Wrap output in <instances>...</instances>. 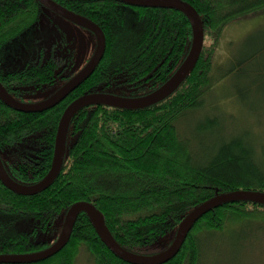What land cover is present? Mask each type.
<instances>
[{
	"label": "trees",
	"instance_id": "16d2710c",
	"mask_svg": "<svg viewBox=\"0 0 264 264\" xmlns=\"http://www.w3.org/2000/svg\"><path fill=\"white\" fill-rule=\"evenodd\" d=\"M56 1L96 21L107 47L95 71L49 109L20 111L0 97V154L9 174L22 183L38 182L49 172L61 116L75 98L94 91L146 94L169 78L192 42L191 21L176 8L121 0ZM187 1L204 27L203 48L190 74L149 106L92 104L80 109L69 126L63 167L48 188L19 194L0 178V253L51 245L63 229L67 210L80 200L104 213L122 246L150 253L149 245L170 232L175 235L182 219L203 201L236 189L264 191V152H257L247 127L208 112L191 130L182 128L214 91L215 58L225 27L264 14V0ZM45 8L39 0H0V81L25 101L44 98L78 71L64 57L45 58L42 52L21 66L9 62L14 45L25 43ZM249 56L236 62L239 72L247 71ZM258 221H264L263 203L226 202L201 216L180 251L163 264H198L200 233ZM83 247L95 264H134L107 246L86 211L79 214L61 250L20 264H77Z\"/></svg>",
	"mask_w": 264,
	"mask_h": 264
},
{
	"label": "rangeland",
	"instance_id": "374dc122",
	"mask_svg": "<svg viewBox=\"0 0 264 264\" xmlns=\"http://www.w3.org/2000/svg\"><path fill=\"white\" fill-rule=\"evenodd\" d=\"M24 39L25 43L21 40L15 44L9 55V62L15 67L39 58L42 52L45 58L52 55L64 57L72 63L71 67L80 70L90 60L97 45L96 35L91 30L48 8L43 9L40 21ZM263 45L264 14L239 19L225 27L215 58L214 74L218 73V79L213 78L214 91L206 96L204 108L191 113L182 128L191 130L205 113L222 114L230 118L231 125L247 127L256 140L257 152L263 154ZM249 55L252 59L247 64V71L239 72L236 62ZM216 66H219L217 71ZM232 70L234 72L230 73ZM199 235L201 256L198 264H264V221L230 223L223 229L207 230ZM174 236L173 232L164 235L149 245L148 251H163ZM77 264H95L85 247L81 249Z\"/></svg>",
	"mask_w": 264,
	"mask_h": 264
},
{
	"label": "water",
	"instance_id": "95a60500",
	"mask_svg": "<svg viewBox=\"0 0 264 264\" xmlns=\"http://www.w3.org/2000/svg\"><path fill=\"white\" fill-rule=\"evenodd\" d=\"M45 7L61 17L91 30L97 38V45L90 60L50 96L39 101H23L14 97L0 81V97L9 106L20 111H43L49 109L86 80L101 62L107 47L104 29L93 19L80 14L56 0H39ZM137 6L171 7L184 12L191 21L192 42L190 49L176 70L154 90L138 96L122 95L108 91H94L75 98L64 110L56 135L54 156L49 172L38 182L22 183L14 179L6 169L0 154V178L11 190L19 194H35L48 188L59 175L65 160L67 134L73 116L83 107L92 104H110L118 107L140 108L154 104L172 93L190 74L196 65L204 44V27L197 9L187 0H121ZM252 200L264 204V191L257 189H236L216 194L196 205L180 222L169 246L157 253H141L122 246L109 229L104 213L92 202L80 200L73 203L66 212L63 229L51 245L32 252L0 253V264L32 263L41 261L61 250L69 241L75 222L82 211H86L94 222L99 235L107 246L122 259L134 264H163L172 259L182 248L190 229L208 211L226 202Z\"/></svg>",
	"mask_w": 264,
	"mask_h": 264
},
{
	"label": "flooded vegetation",
	"instance_id": "af4514ba",
	"mask_svg": "<svg viewBox=\"0 0 264 264\" xmlns=\"http://www.w3.org/2000/svg\"><path fill=\"white\" fill-rule=\"evenodd\" d=\"M53 12H54V11H53ZM58 15H59V14H58ZM75 74H76V73H75ZM75 74H74V75H75ZM71 77H72V76H71ZM71 77H70V78H71ZM70 78H69V79H70ZM66 81H67V80H66ZM66 81H65V82H66ZM65 82H64V83H65ZM64 83H62V84H64ZM62 84H60V86H61ZM3 85H4V84H3ZM60 86H59V87H60ZM56 89H58V88H56ZM8 91H9V90H8ZM9 92H10V91H9ZM10 93H11V92H10ZM11 94H12V93H11ZM51 94H52V92H51L49 95L45 96L44 98L50 96ZM12 95H13V94H12ZM13 96H14V95H13ZM14 97H16V96H14ZM16 98H17V97H16ZM44 98H41V99H44ZM17 99H20V98H17ZM41 99H35L34 101H39V100H41ZM20 100H22V99H20ZM23 101H25V100H23ZM4 165H5V164H4Z\"/></svg>",
	"mask_w": 264,
	"mask_h": 264
}]
</instances>
